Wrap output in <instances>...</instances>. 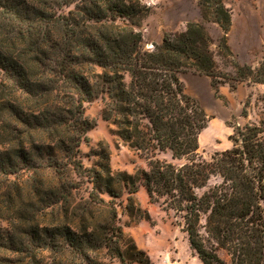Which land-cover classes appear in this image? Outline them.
<instances>
[{
	"label": "trees",
	"instance_id": "trees-1",
	"mask_svg": "<svg viewBox=\"0 0 264 264\" xmlns=\"http://www.w3.org/2000/svg\"><path fill=\"white\" fill-rule=\"evenodd\" d=\"M198 6L231 55L230 9L223 0ZM147 11L140 0H0V264H151L118 218L123 193L129 212H141L138 184L182 218L201 264H264V121L234 126L230 148L197 159L210 116L180 77L207 76L221 98L224 83L264 84V58L234 76L218 72L199 22L145 49ZM96 98L112 132L149 156L133 174L113 172L102 149L78 204L79 146L95 125L84 103ZM166 152L171 160L157 156Z\"/></svg>",
	"mask_w": 264,
	"mask_h": 264
},
{
	"label": "rangeland",
	"instance_id": "rangeland-1",
	"mask_svg": "<svg viewBox=\"0 0 264 264\" xmlns=\"http://www.w3.org/2000/svg\"><path fill=\"white\" fill-rule=\"evenodd\" d=\"M263 0H223L230 9L231 26L226 34V43L231 50L228 55L220 37V26L212 22L209 16H203L198 6V0H140L148 9L141 21L143 32V47L152 50L159 44L167 32L185 30L187 22L201 23L209 37V49L215 62L216 70L223 74H231L237 65L257 66L264 58V32L261 37L252 36L249 30V5L260 8ZM73 8V5L63 8L62 12ZM251 29V28H250ZM187 72L180 74L185 91L195 97L206 114L210 116L207 126L199 134L197 159L210 160L215 152H220L232 146L230 136L234 126L245 123H259L264 121V89L263 86L253 89L256 84L248 81L239 83L235 89L227 83L221 85V98H216L212 89L204 90L201 85L190 78ZM234 81V80H230ZM102 103L100 98L84 103V115L95 125L86 133L87 140L80 142V153L77 156L85 171L76 180L75 202L83 204L91 191L90 172L98 168L99 153L102 149L109 152V165L113 172L124 171L133 174L139 168H146L147 154L128 145L112 132L111 122L101 118ZM246 110V116L241 111ZM160 158L171 160L170 154L158 153ZM184 160H174L180 164ZM219 181V177H211L209 185ZM201 192V191H198ZM141 212H129L126 208V193H123L117 207L119 224L136 245L145 251L151 264H201L195 252L189 247L187 235L182 231V218L171 209H165L161 202H151L146 190L140 184L134 194ZM51 207L46 211H51ZM57 208L54 207L55 213ZM49 217L50 214L48 215ZM6 223L0 219V228ZM219 255L227 259L223 251ZM103 256L102 254L100 255ZM111 264H120L114 260ZM132 264H139L133 262Z\"/></svg>",
	"mask_w": 264,
	"mask_h": 264
},
{
	"label": "crops",
	"instance_id": "crops-1",
	"mask_svg": "<svg viewBox=\"0 0 264 264\" xmlns=\"http://www.w3.org/2000/svg\"><path fill=\"white\" fill-rule=\"evenodd\" d=\"M262 3L263 4L261 6V9L255 8V6H253L252 4L249 5V30L254 33L252 34V36H255L256 38L261 37V33L264 32V0L262 1ZM188 75H190V78H186L188 82L192 79L193 81L199 83L201 85V88H203L204 90L212 89L210 86V79L207 76L194 73L192 71H188ZM261 86L264 87V84H256L253 89ZM220 88L222 89L223 87L220 86ZM260 91L264 92V89H260Z\"/></svg>",
	"mask_w": 264,
	"mask_h": 264
}]
</instances>
